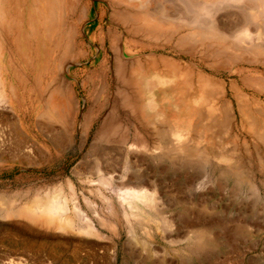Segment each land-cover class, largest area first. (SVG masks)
I'll return each instance as SVG.
<instances>
[{"label": "rangeland", "instance_id": "obj_1", "mask_svg": "<svg viewBox=\"0 0 264 264\" xmlns=\"http://www.w3.org/2000/svg\"><path fill=\"white\" fill-rule=\"evenodd\" d=\"M38 1L0 0L3 99H13V92L23 97L18 84L21 76L24 82L30 79L29 87L32 85L14 41L31 36L28 20L36 13L34 9L46 11L47 6L51 7L50 0H41V6ZM52 1L56 23L61 20L63 28L58 33L59 46L52 47L51 57L48 55L50 71L41 78V91L43 99L51 95L48 105L50 115L54 113L51 120L56 119L52 121L54 128L44 131V125L33 129L11 102L0 98V264H264V142L260 141L264 135V5L244 11L249 14L247 24L239 12L246 0L127 3L134 12L144 10L152 15H142V28L152 36L143 37L141 42L148 46L142 53L133 50L139 56L133 60L143 64L133 80L143 77L148 84L131 97L141 98L144 106L154 103L152 111H159L161 127L153 128L134 122L137 111L131 105L124 111L116 104L126 95L119 92L123 83L119 80L124 75L116 74L111 46L113 41L119 48L125 36L111 22L109 0ZM188 1L197 14L205 16L200 20L194 13L199 20L196 24L183 13ZM18 13L24 18L26 35L13 33L7 26L21 18ZM78 19L80 23L76 24ZM238 24L241 28L243 25L242 31ZM186 31L195 34H190V41L196 42L185 47L186 41H181L185 44L181 46L178 39L187 36ZM206 33L209 38L215 34L225 36L228 45L241 46V51L216 48L212 37L202 39L208 38L202 36ZM211 43L215 45L211 51L220 49V53L208 54L205 47ZM67 46L71 55L66 52ZM18 67L20 76L14 71ZM125 71L126 76L131 75L130 69ZM95 75L98 80L92 84L89 79ZM56 78L62 84L61 94L53 91ZM29 95L32 98L31 90ZM92 95L98 96L92 100ZM25 99L28 108L31 100L28 96ZM171 100L179 101L178 105L169 108ZM111 110L120 117L115 116L121 119V125L117 118L113 125ZM197 111L202 112L199 119ZM172 113L178 122L173 124L171 136L165 115ZM202 116L210 121L206 117L201 122ZM157 130L169 132L164 135L165 142L172 140L174 150L188 146L187 152L179 155L180 162L156 160L169 152L167 145L160 146ZM56 133L62 134L61 139ZM211 146H218V156ZM202 159H210L218 170L228 166L235 169L246 177V184L235 188L230 181L219 182L218 172L199 166ZM180 206L186 208L185 216ZM201 226L208 228L212 245L197 255L189 250L193 249L192 232ZM236 228L244 229V233L237 235Z\"/></svg>", "mask_w": 264, "mask_h": 264}, {"label": "bare ground", "instance_id": "obj_2", "mask_svg": "<svg viewBox=\"0 0 264 264\" xmlns=\"http://www.w3.org/2000/svg\"><path fill=\"white\" fill-rule=\"evenodd\" d=\"M169 1V0H168ZM175 1V0H174ZM182 1V0H181ZM187 1V0H186ZM185 1V2H186ZM204 1H206V0H204ZM211 1V0H210ZM234 2H235V0H233ZM233 1H230V2H232L233 3ZM239 1V0H238ZM247 2H246V4H244V7L242 8V10L241 11H239V12H242L241 14V17H242V22L244 21V23H249V22H245V20H247L246 18H248V15L249 14H246V13H244V11H246V10H255V9H257V8H259V7H262L263 5H264V0H246ZM39 2V1H38ZM40 2H41V0H40ZM38 3L40 6H41V3ZM130 2H132L131 0H109L107 3H108V6L107 7H109V9H110V11H111V22L113 23V24H115V25H117V26H119V28L123 31V35L125 36V41H122L123 43H122V45L119 47V48H116V45H115V43L112 41L114 38H113V36H112V34H110L109 32H108V34H110V35H108L109 37H110V39H111V41H112V48H113V52H112V57H113V60L115 61L114 63H115V65H116V70H117V72L118 73H116V74H118V76L120 77V74L119 73H121V74H123L124 75V78L121 80H119V81H121V83H122V89H121V87H119L121 90L119 91V92H121L122 91V95H123V93H125V97H123V98H121V101H120V103H119V100L117 101L118 103H116V104H118V107L120 106V108H122V110H127V107L129 106V105H131V106H129V107H133L134 109H136V110H134L133 109V111H137V115H134L133 113V111L131 112L132 113V115H134V119L133 120H135L134 122H136L138 125H149V126H153V128H155V125H158V126H160L161 127V125H159V124H161L160 122H161V120H157V118H159V111H152V107H153V104L154 103H152V102H150V105H147V106H144L142 103H141V98H136V97H134L135 95H134V93H136V92H139L142 88L144 89V86H146L147 84H148V81L146 80H144L143 79V77H140L139 79H138V81H135V80H133V77L135 76V75H139L140 74V72H141V69H143V67H142V65L141 64H139V63H136V62H138V61H134L133 60V58L134 57H137L138 55H136V54H133L134 52H133V50L134 49H139V51L138 52H140V53H142L143 51H145V48L148 46L147 44H142V43H144V42H141V40H144V38L143 37H148L149 35L150 36H152L151 34H149V31L147 32V30H145V29H143L142 28V25H141V23L143 24V19H142V15L143 16H147V17H151L150 16V14L151 13H149V12H147V11H144V10H142V13H141V11L139 12V10L138 11H136V12H134V11H132L129 7H128V5H127V3L129 4ZM189 2V1H188ZM236 2H237V0H236ZM149 3V2H148ZM174 3V2H173ZM184 3V2H183ZM182 3V4H183ZM208 3H210V2H208ZM212 3V2H211ZM37 4V5H38ZM50 4H51V7H48L47 6V8H46V11H42V9L39 7V8H37V6H36V8L37 9H34L33 11H35L36 13H34V14H32L31 15V18H30V20H28V22H29V25H30V33H31V36L28 38V40H24V38H16L15 39V41H14V43H15V47H16V51H17V54H18V58L19 59H21L20 60V63H24V65H26V68H27V72H28V74L31 76V78H32V85H31V87H29V82H30V79H27V81H23L25 78H23L22 76L21 77H19L18 78V80H20V82H18V84H19V86H21V88H22V90H23V92H22V94H23V97H21V96H19V94H18V92L16 93V92H13V99H11L10 100V97H9V99L7 100V98L5 97L4 99L2 98V97H4L2 94H3V92H2V90H3V86H4V81H3V76H1L0 78H1V80H0V98H2L4 101H6V102H11V104H12V106L16 109L15 110V112H17L21 117H23V118H25L26 117V119L27 120H29V125L33 128V129H36V128H41L42 129V127H43V130L45 131V130H49V131H51L54 127H53V122L55 123V120H51V118H53L54 117V113L52 112V116L50 115L51 114V112H50V107H49V105H48V102H49V97L51 96V95H49L48 97L46 96V98L45 99H43V94H42V91H41V78L42 77H46L47 76V74H49V71H50V69H49V67H48V63H49V59H50V57H51V49H52V47L53 48H55V47H58L59 46V43H58V41H59V39H58V33L60 32V27H62L63 28V26H62V21L60 20V21H58L57 23H56V16L54 15V12H53V5L55 4V2L54 1H52V0H50ZM135 4H136V2H135ZM158 4V3H157ZM185 4V3H184ZM138 5V4H137ZM143 6V5H142ZM174 6H175V3H174ZM185 6V5H184ZM186 6H187V8L185 7V10L183 11V13L185 14V16H187V18L188 19H190L191 21H199L198 19H195V17L197 16V17H200L201 18V16H202V14H201V16L199 15V13L197 14L196 13V9H193L194 7H193V5L191 4V1L189 2V3H187L186 4ZM228 6H229V4L227 5V8H228ZM235 6V5H234ZM237 6V5H236ZM235 6V7H236ZM179 7V6H178ZM203 7H206V6H203ZM238 7V6H237ZM236 7V8H237ZM159 8V7H158ZM196 8V7H195ZM140 9V8H139ZM142 9H143V7H142ZM153 9V8H152ZM161 9V8H160ZM206 9H209V7L207 8L206 7ZM210 9H211V6H210ZM237 9H241V8H237ZM84 9H82V11H83ZM136 10V9H135ZM158 10V9H157ZM194 10H195V12H194ZM47 11H49V13L48 14H46L45 12H47ZM84 11H86V10H84ZM139 12V13H138ZM160 12H161V10H160ZM163 12H165V11H163ZM208 12V11H207ZM247 12V11H246ZM194 13H196V14H194ZM248 13H249V11H248ZM18 14H20V13H18ZM149 14V15H148ZM164 14H166V13H164ZM177 14V13H176ZM235 15V14H234ZM237 15V14H236ZM20 16H21V18L20 19H16V20H12V22L11 23H8L7 24V26H10V27H8V28H10V30H12L13 31V33L14 32H19V34L20 35H22V34H24V33H26V30H25V21L23 20L24 18L22 17V15L20 14ZM78 16H79V14H78ZM172 16V15H171ZM184 16V17H185ZM237 16H239V15H237ZM236 16V17H237ZM81 17V16H80ZM160 17H162V16H160ZM174 17V16H173ZM203 18H205V16L203 15L202 16ZM252 17H254V15L252 16ZM78 18V17H77ZM159 18V17H158ZM251 18V17H250ZM71 19V18H70ZM165 19H167V18H165ZM175 19V18H174ZM80 20H81V18H80ZM151 20V19H150ZM161 20L163 21V19L161 18ZM160 20V21H161ZM176 20V19H175ZM182 20V19H181ZM189 20V22H191ZM200 20H202V18L200 19ZM255 20V19H254ZM263 20V19H262ZM161 21V23L163 24V22ZM165 21V23H167L166 22V20H164ZM180 21V20H179ZM179 21H178V23H179ZM185 21V20H184ZM196 21H195V24H196ZM173 22H175V21H173ZM237 22V21H236ZM241 22V23H242ZM65 23V22H64ZM75 23L76 24H79L80 23V21H79V19L77 20V21H75ZM181 23H182V21H181ZM188 23V22H187ZM186 23V24H187ZM199 23V22H198ZM206 23V22H205ZM208 23V22H207ZM71 24H72V22H71ZM191 24V23H190ZM63 25H65V24H63ZM76 26L75 24H72V26ZM177 25V24H176ZM208 25V24H207ZM206 25V26H207ZM239 25V24H238ZM262 27H264V20H263V22H262ZM73 26V27H74ZM181 26V25H180ZM183 26V25H182ZM190 26V25H189ZM188 26V27H189ZM209 26V25H208ZM207 26V27H208ZM213 26V25H212ZM187 27V26H186ZM193 27H195L194 25H193ZM198 27V26H197ZM200 27V26H199ZM211 27V26H210ZM238 27V26H237ZM237 27H235V28H237ZM77 28V27H76ZM75 28V29H76ZM146 28V27H145ZM185 27H183L182 29H184ZM205 28V27H204ZM241 27H240V25H239V27H238V30L240 29ZM74 29V28H73ZM72 29V30H73ZM158 29V28H157ZM156 29V30H157ZM181 29V30H182ZM188 29H191V27L190 28H188ZM230 29H233V28H231L230 27ZM241 29H243V25H242V28ZM240 29V30H241ZM245 29V28H244ZM70 30V29H69ZM68 30V31H69ZM71 30V31H72ZM149 30V29H148ZM153 30V29H152ZM159 30V29H158ZM211 30V29H210ZM239 30V31H240ZM63 31V30H62ZM66 31V30H65ZM151 31V30H150ZM189 31V30H188ZM188 31H186V32H188ZM194 31V30H193ZM213 31V30H212ZM232 31H234V30H232ZM237 31V30H236ZM242 31V30H241ZM70 32V31H69ZM68 32V33H69ZM75 32V31H74ZM78 32V31H77ZM152 32V31H151ZM174 32V31H173ZM192 32V31H191ZM214 32V31H213ZM238 32V31H237ZM73 33V32H72ZM156 33V32H155ZM194 33H197V34H199L198 32H195L194 31ZM194 33H190V32H188L187 34V36H185V34H184V36L182 37H180L177 41L179 42H176L175 41V44L177 45V43L180 45V44H182V43H180L181 41L182 42H188V43H186L185 42V44H182L181 46H184L185 45V47L189 44V43H191L192 45L196 42L195 40V42L193 41V43L190 41V40H192V38H193V36L192 35H194L195 36V34ZM209 33V32H208ZM239 33V32H238ZM241 33V32H240ZM63 34H65V33H63ZM70 34V33H69ZM190 34H192L191 36H192V38L190 39ZM24 35H26V34H24ZM72 35H76V34H72ZM105 35V34H104ZM122 35V34H121ZM157 35V34H156ZM158 35H159V33H158ZM170 35V34H169ZM183 35V34H182ZM207 35V33L206 34H204V35H202V36H204V37H208V38H202V39H204L205 41L207 40L208 41V39H210L211 37V41H214L215 42V45H217L218 47H216V48H219V46L220 47H222V49H224V48H226V49H231V48H235L236 50L235 51H238L239 49V52L241 51V46L240 47H238V45H236L237 47H235L234 46V44L233 43H231V44H229L228 45V43H227V40L224 38L225 36H221V35H217V34H215V36L213 37V36H211L210 35V38H209V34H208V36H206ZM217 35V36H216ZM237 35V34H236ZM106 36V35H105ZM162 36V35H161ZM172 38H173V35H170ZM201 36V35H200ZM238 36V35H237ZM122 37V36H121ZM156 37V36H155ZM160 37V36H159ZM163 37V36H162ZM169 37V36H168ZM171 37H170V39H171ZM236 37V36H235ZM239 37V36H238ZM237 37V38H238ZM243 37V36H242ZM63 38V37H62ZM65 38V37H64ZM63 38V39H64ZM74 37H72L71 36V39H73ZM78 38V37H77ZM103 38H105V37H103ZM149 38V37H148ZM194 38H196V37H194ZM108 39V38H107ZM117 39V38H116ZM197 39H199V38H197ZM202 39L200 40V41H202ZM231 39V38H230ZM77 40V39H76ZM75 40V41H76ZM80 40V39H79ZM105 40V39H104ZM203 40V41H204ZM233 40V39H232ZM65 41V40H64ZM121 41V40H120ZM148 41V40H147ZM69 42H70V47H71V45H72V43H71V40H69ZM146 42V41H145ZM199 42V41H198ZM216 42H219L220 44H217ZM230 42V41H229ZM238 42V41H237ZM240 42V41H239ZM238 42V43H239ZM77 43V42H76ZM201 43V42H200ZM242 43H244V41L242 42ZM73 44L74 45H76L74 42H73ZM149 44V43H148ZM178 45V46H179ZM197 45V44H196ZM204 45V44H203ZM214 45V43L212 44H209L207 47H205V50L208 52V54L209 53H211V54H217V53H220V52H217V50H220V49H215L214 51H215V53H213L212 51H211V49L213 48V46H215ZM241 45V44H240ZM189 46V45H188ZM75 47V46H74ZM73 47V48H74ZM80 47V46H79ZM202 47V46H201ZM60 48V47H59ZM182 48V47H181ZM191 48H192V46H191ZM207 48V49H206ZM71 49V48H70ZM69 49V46H67V49H66V52H68V55H71L72 54V50L69 52L68 50H70ZM75 49V48H74ZM104 49V48H103ZM177 49V48H176ZM189 49H190V47H189ZM193 49V48H192ZM105 50V49H104ZM213 50V49H212ZM249 50V49H248ZM26 51H27V53H28V56H30L31 57V59H30V61L28 60V58H27V54H26ZM73 52L75 53V51L73 50ZM221 52H222V50H221ZM192 53V51L190 52V54ZM203 53V52H202ZM228 53V52H227ZM50 54V57H49V59H48V55ZM183 54V53H182ZM199 54H201V52H199ZM208 54H206L207 55V57H208ZM211 54H209L210 56H212ZM192 55L194 56V53H192ZM205 55V54H204ZM205 55V56H206ZM223 55V54H222ZM227 55V54H226ZM229 55V54H228ZM236 55V54H235ZM215 56V55H214ZM219 57H220V55H218ZM139 57V56H138ZM150 57V56H149ZM202 57V56H201ZM216 57V56H215ZM240 57V56H239ZM144 58V57H143ZM203 58V57H202ZM205 58V57H204ZM236 58V57H235ZM208 59V58H207ZM237 59V58H236ZM245 59V58H244ZM112 60V59H111ZM139 60H141V58L139 59ZM24 61V62H23ZM142 63V62H141ZM144 63V62H143ZM106 65V64H105ZM104 69H106V66L104 67ZM127 69H130L131 70V75L130 76H126L125 75V73H126V71L125 70H127ZM56 70H58V69H56ZM113 70V69H112ZM14 71L18 74V76H20V72H19V67L18 68H14ZM137 71V72H136ZM115 72V71H114ZM134 72V73H133ZM59 73V72H58ZM137 73H139V74H137ZM115 74V75H116ZM101 76V75H100ZM116 77V76H115ZM122 77V76H121ZM129 77L130 78H132V79H130L129 80ZM151 77V76H150ZM90 82H92V84H95L96 82H97V80H98V75L96 76H93V77H90ZM163 80V79H162ZM119 83V82H118ZM117 83V84H118ZM120 84V83H119ZM52 85H53V91L56 93H59V94H61V90H60V88L62 87V84H61V86L59 85V83H58V81H57V78H56V80H54V82L52 83ZM149 87V86H148ZM117 88V87H116ZM11 89H13V88H11ZM10 89V90H11ZM61 89H63V88H61ZM149 89V88H148ZM32 91V93H33V96H32V98L30 97V95H29V91ZM100 90V89H99ZM119 90V89H118ZM101 92V91H100ZM118 92V93H119ZM160 92V91H159ZM117 93V94H118ZM148 93V92H147ZM62 95H63V93H62ZM96 95V94H95ZM121 95V96H122ZM131 95H134V96H132L131 97ZM29 97L30 98V100H31V104H30V106L28 107V108H26V97ZM98 96V95H97ZM96 96V97H97ZM150 96V95H149ZM148 96V97H149ZM96 97H94V95H92L91 96V98H92V100H94V98H96ZM120 98V97H119ZM205 98V97H204ZM44 101H43V100ZM152 99V98H151ZM53 100V99H52ZM91 100V101H92ZM97 99H95V103H98L97 101H96ZM116 100V99H115ZM151 101V100H150ZM156 101V100H155ZM205 101V100H204ZM93 102V103H94ZM53 103H56V102H53ZM178 103H179V101H173V100H171L170 101V103H169V108H172V106H175V105H178ZM185 103V102H184ZM206 103V102H205ZM215 103V102H214ZM181 104V103H180ZM183 104V103H182ZM53 105V104H52ZM98 105H99V103H98ZM101 105V110H104L105 109V106L103 105V104H100ZM128 105V106H127ZM161 105V104H160ZM165 105V104H164ZM199 105V104H198ZM207 105H209V106H211V107H213L212 106V104H208L207 103ZM184 106H185V108H186V105L184 104ZM98 107V106H97ZM128 107V108H129ZM150 107V108H149ZM204 107V106H203ZM207 107V106H206ZM150 110H149V109ZM168 108V109H169ZM75 109V108H74ZM113 109H115V108H113ZM206 109V108H205ZM208 109V108H207ZM227 109V108H226ZM52 110V109H51ZM100 110V109H99ZM100 110V111H101ZM110 110V109H109ZM116 110V109H115ZM131 110V109H130ZM172 110V109H171ZM199 110V109H198ZM209 110V109H208ZM211 110L213 111V109L211 108ZM239 110V109H238ZM52 111H54V110H52ZM120 111V110H119ZM123 111V112H124ZM162 111H163V109H162ZM199 111H201V110H199ZM199 111H197V117H198V119H199V117H200V114L202 113V112H200L199 113ZM211 111V112H212ZM219 111V110H218ZM188 112V111H187ZM190 112V111H189ZM87 113V112H86ZM129 113V112H128ZM239 113V112H238ZM57 114V113H56ZM69 114H70V112H69ZM113 114H114V116H113ZM121 114V113H120ZM136 114V113H135ZM163 114V113H162ZM179 114V113H178ZM178 114H177V116H178ZM183 114V113H182ZM112 115V116H111ZM131 115V114H130ZM219 115V114H218ZM66 117H67V119H68V115H65ZM64 116V117H65ZM115 116H118L117 114H115L114 113V111H112L111 110V114H110V120L111 119H113L114 121H113V125H114V123H115V121L118 119V118H120L119 116H118V118L117 117H115ZM136 116V117H135ZM165 116H168L167 118H165V122H167V123H169L170 124V126H169V128L171 129H169L168 131H170V133L169 132H166V131H156V133H155V136H156V138L158 139V141H159V144H160V146L161 145H164V147H166V145H167V147L166 148H168L166 151H169L168 153H162V155H160L159 157H157V161H159V162H163L164 160H165V158L166 159H170L171 161H172V163H175L176 164V162L177 161H179V155L180 154H184V152L186 151L187 152V150H188V146L186 147V146H180V147H178V148H176V150H174L173 148H172V146L174 147V145H176V144H174V142L171 140V141H169V142H165V137H164V135H166V133H169V134H171V136L173 135V131H172V129H173V124H175L176 122H178L177 121V117H175V114L174 113H172L170 116L169 115H165ZM180 116V115H179ZM211 116V115H210ZM63 117V118H64ZM115 117V118H114ZM181 117V116H180ZM207 117V116H206ZM205 117V118H206ZM246 117V116H245ZM56 118V117H55ZM59 118V117H58ZM117 118V119H116ZM133 118V116H131V119ZM205 118H203V116H202V119H201V122H202V120H204L205 121ZM226 118V117H225ZM230 118V117H229ZM54 119V118H53ZM66 119V118H65ZM116 119V120H115ZM196 116H195V121H196ZM197 119V120H198ZM207 119L209 120V117H207ZM211 119H213V118H211ZM71 120L72 119H70V124H71ZM121 119H118L116 122H119ZM217 120V119H216ZM226 120H228V119H226ZM232 120V119H231ZM249 120V119H248ZM53 121V122H52ZM57 121H62V119H59V120H57ZM107 121H109V120H107ZM203 121V122H204ZM207 121V120H206ZM210 121V120H209ZM213 121V120H212ZM230 121V120H229ZM21 122V121H20ZM19 122V123H20ZM69 122H68V129H69V127H70V125H69ZM112 122V121H111ZM174 122V123H173ZM222 122V121H221ZM220 122V123H221ZM107 123V122H106ZM109 124H112V123H110V122H108ZM107 123V124H108ZM123 122H119L118 124H122ZM209 123V122H208ZM207 123V124H208ZM59 124V123H58ZM117 124V125H118ZM163 126H165V123L163 122ZM169 124H167V125H169ZM193 124H195V123H193ZM197 124H198V122H197ZM196 124V125H197ZM216 124V123H215ZM230 124V123H229ZM254 124V123H253ZM252 124V125H253ZM22 125V124H21ZM116 125V124H115ZM203 125V124H202ZM225 125V124H224ZM256 124H254V126H255ZM148 126V127H149ZM162 126V127H163ZM206 126V125H205ZM84 127V126H83ZM167 127V126H166ZM194 127H196V126H194ZM85 128V127H84ZM168 128V127H167ZM165 130H166V128H164ZM163 129V130H164ZM154 130V129H153ZM201 130H203L204 131V129H202L201 128ZM200 130V131H201ZM104 131V130H103ZM43 132V131H42ZM56 132V131H55ZM151 132V131H150ZM154 132H155V130H154ZM62 133V132H61ZM47 134V133H46ZM57 135H59L60 136V134L59 133H56ZM55 134V135H56ZM154 134V133H153ZM169 134H167V135H169ZM202 134V133H201ZM205 134V133H204ZM56 135V136H57ZM102 135V134H101ZM100 135V136H101ZM166 135V136H167ZM259 135V134H258ZM61 136H62V134H61ZM61 136L60 137H58V139L60 138L61 139ZM153 136V135H152ZM255 136V135H254ZM260 136V135H259ZM57 137H55V142H57ZM53 138V137H52ZM168 138V137H167ZM170 138H172V137H170ZM261 138L263 139V140H261ZM260 138V141H262V142H264V135H262V137ZM173 139V138H172ZM257 139V138H256ZM156 140V139H155ZM169 140V139H168ZM52 141V140H51ZM62 141V140H61ZM60 141V143H62ZM259 141V140H258ZM165 142V143H164ZM158 142H156V144H157ZM159 144H157L158 146H159ZM228 144V143H227ZM253 144V143H252ZM178 145V144H177ZM263 145V144H262ZM159 146V148L160 149H162L163 147H160ZM216 146V145H215ZM176 147V146H175ZM218 147V146H217ZM217 147H210L211 148V150H212V152H213V150L215 151L214 153L216 154L217 152ZM234 147V146H233ZM157 148V147H156ZM159 148H157L158 150H159ZM186 148H187V150H186ZM209 148V147H208ZM156 149V150H157ZM200 150V149H199ZM207 150V149H206ZM209 150V149H208ZM162 151V150H161ZM176 151V152H175ZM193 151V150H192ZM219 151V150H218ZM165 152V151H164ZM185 152V153H186ZM197 153H199V151H197ZM214 153H213V155H214ZM193 154H195V153H193ZM205 154V153H204ZM196 155V154H195ZM200 155V154H199ZM198 154L196 155V157L197 156H199ZM217 155V154H216ZM219 155H220V153H219ZM182 156V155H181ZM184 156V155H183ZM202 156V155H201ZM201 156H199V157H201ZM206 156V155H205ZM209 155L207 154V157H208ZM218 156V155H217ZM195 157V158H196ZM198 157V158H199ZM235 157V156H234ZM106 158V157H105ZM183 158V157H182ZM202 158H204L203 156H202ZM206 158V157H205ZM219 158L221 159V158H223V157H221V155L219 156ZM224 158H226V156H224ZM168 159V160H169ZM180 159H181V157H180ZM194 159V158H193ZM185 160V159H184ZM191 160V159H190ZM196 160V159H195ZM199 160V159H198ZM212 160V159H211ZM202 161H203V163L201 162V160H200V163H202V164H199V166H201L202 167V169H209V170H212V171H214V172H218V176H217V179H218V181L219 182H222V183H225L226 181H230V182H232L234 185H235V188H236V186H241V185H243V184H246V182H247V179H246V177H244L241 173H239V172H236V170L235 169H233V168H226V169H221V167H220V170H218L217 169V167H216V165L217 164H214L213 162H211L210 161V159H208L207 161H204L203 159H202ZM180 162V161H179ZM215 162V161H214ZM188 163H189V160H188ZM196 163V162H195ZM185 164V163H184ZM191 165H192V163H191ZM196 165H198L197 163H196ZM199 166H197V168H199ZM136 167V166H135ZM234 167V166H233ZM196 169V168H195ZM138 170V169H137ZM203 171H205V170H203ZM131 172V171H130ZM209 173V172H208ZM136 181V180H135ZM147 181V180H146ZM227 183V182H226ZM250 184V183H249ZM248 184V185H249ZM138 185H140V183H138ZM135 186V185H134ZM250 187V186H249ZM141 190V189H140ZM59 198H57L56 200H58ZM55 201V200H54ZM53 201V202H54ZM51 205H52V203H51ZM50 205V206H51ZM53 205H55L56 206V201H55V204L53 203ZM49 206V207H50ZM59 207V206H58ZM51 208H52V206H51ZM178 208H181V212H182V214L185 216V212H186V208L184 207V206H180V207H178ZM55 209H57V208H55ZM63 209V208H62ZM64 210V209H63ZM62 210V211H63ZM66 210V209H65ZM21 211V210H20ZM32 212H33V210H31ZM38 211V210H37ZM35 212V211H34ZM44 212V211H43ZM178 212H180V211H178ZM40 213V212H39ZM45 213V212H44ZM46 214H47V212H46ZM49 214H51L50 212H49ZM54 214H56V213H54ZM53 214V215H54ZM28 215V214H27ZM37 215V214H36ZM48 215V214H47ZM163 215V214H162ZM172 215V214H171ZM4 216V215H3ZM32 216H34V215H32ZM55 216V215H54ZM58 216L60 217V216H62V215H59L58 214ZM35 217V216H34ZM33 217V218H34ZM37 217V216H36ZM168 218V217H167ZM50 220V219H49ZM178 220H180V219H178ZM188 220V219H187ZM190 223V222H189ZM195 228V227H194ZM77 229V228H76ZM211 229V228H210ZM208 228L206 229L205 228V226H204V228H203V226H201V228L199 229H195L193 232H192V243H190V245L191 244H193V246L191 247V248H193L192 250H189V251H192V253H193V251L196 253L197 252V255L200 253V252H204V251H206V250H208L209 248H210V246L212 245V243L210 242V239H208V237L207 236H209L208 235ZM234 232H235V230H234ZM237 235H242L243 233H244V229H242V228H236V232H235ZM210 250V249H209ZM196 255V256H197ZM199 258V257H198ZM185 262V261H184Z\"/></svg>", "mask_w": 264, "mask_h": 264}]
</instances>
